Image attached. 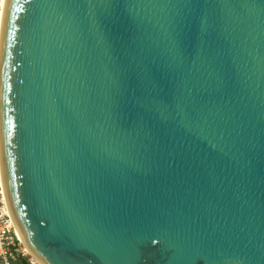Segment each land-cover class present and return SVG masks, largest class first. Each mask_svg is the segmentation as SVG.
<instances>
[{"label":"water","instance_id":"1","mask_svg":"<svg viewBox=\"0 0 264 264\" xmlns=\"http://www.w3.org/2000/svg\"><path fill=\"white\" fill-rule=\"evenodd\" d=\"M0 172L43 264H264V0H4Z\"/></svg>","mask_w":264,"mask_h":264},{"label":"built area","instance_id":"2","mask_svg":"<svg viewBox=\"0 0 264 264\" xmlns=\"http://www.w3.org/2000/svg\"><path fill=\"white\" fill-rule=\"evenodd\" d=\"M11 232L13 233L11 222L8 216L0 210V264H18L16 257L19 259L25 256L19 252L18 240L10 235Z\"/></svg>","mask_w":264,"mask_h":264},{"label":"bare ground","instance_id":"3","mask_svg":"<svg viewBox=\"0 0 264 264\" xmlns=\"http://www.w3.org/2000/svg\"><path fill=\"white\" fill-rule=\"evenodd\" d=\"M3 4H4V0H0V23H1V16H2V9H3ZM0 194H1V203L3 205V212L8 216L10 222H11V225H12V229H13V233H14V237L22 244L23 246V249L25 250V252L27 254H30L35 262H37L38 264H43V262L37 258L35 256V254L30 250V248L26 245V243L24 242V240L22 239V237L20 236L12 218H11V215L8 211V208H7V203H6V199H5V195H4V190H3V186H2V181H1V172H0Z\"/></svg>","mask_w":264,"mask_h":264},{"label":"rangeland","instance_id":"4","mask_svg":"<svg viewBox=\"0 0 264 264\" xmlns=\"http://www.w3.org/2000/svg\"><path fill=\"white\" fill-rule=\"evenodd\" d=\"M0 210L3 211V205L1 203V194H0ZM10 235L14 238V233L11 232ZM17 247L19 248V252L21 254H24L25 255V257L27 258V261H29L31 264H38L37 262H35L34 258L30 254H27L25 252V250L23 249L22 244L19 241H18ZM16 262L18 264H21V261L18 259V257H16Z\"/></svg>","mask_w":264,"mask_h":264},{"label":"flooded vegetation","instance_id":"5","mask_svg":"<svg viewBox=\"0 0 264 264\" xmlns=\"http://www.w3.org/2000/svg\"><path fill=\"white\" fill-rule=\"evenodd\" d=\"M21 264H26L27 258L25 256L19 257Z\"/></svg>","mask_w":264,"mask_h":264},{"label":"trees","instance_id":"6","mask_svg":"<svg viewBox=\"0 0 264 264\" xmlns=\"http://www.w3.org/2000/svg\"><path fill=\"white\" fill-rule=\"evenodd\" d=\"M26 264H28V262L26 261Z\"/></svg>","mask_w":264,"mask_h":264}]
</instances>
